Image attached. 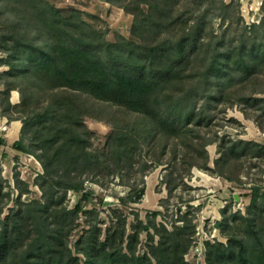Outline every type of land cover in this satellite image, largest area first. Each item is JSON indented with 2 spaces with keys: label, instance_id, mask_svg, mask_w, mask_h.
I'll list each match as a JSON object with an SVG mask.
<instances>
[{
  "label": "trees",
  "instance_id": "16d2710c",
  "mask_svg": "<svg viewBox=\"0 0 264 264\" xmlns=\"http://www.w3.org/2000/svg\"><path fill=\"white\" fill-rule=\"evenodd\" d=\"M101 1L133 16V40L116 35L108 41L82 11L65 15L48 0H0V69H7L0 71V117L22 122L13 147L35 156L43 168L36 181L42 201H22L20 192L15 208L0 220V264H82L78 255L84 264H188L196 235V217L188 212L172 230L154 221L145 225L135 215L130 234L126 220L117 217L119 229L107 230L103 237L96 222L72 249L70 239L83 207H64L68 192L89 199L84 182L102 174V158L106 174L123 179L135 165L136 140L163 151L177 140L175 155L164 168L169 194L194 167L210 172L208 144H218L216 174L228 181H233L226 174L230 162L246 154L243 147L264 150L244 140L229 146L222 138L199 142L192 129L211 118V105L264 113V0L263 16L251 25L241 16V0ZM13 91L20 95L17 105L10 101ZM85 116L107 118L113 127L104 154L92 149L82 124ZM178 145L185 151L186 168L176 164ZM16 183L19 189L21 183ZM133 188L124 205L144 198L145 187ZM252 193L248 216L238 213L247 230L227 234V245L205 242L208 264H264V228L256 230V220L264 215V188L254 186ZM222 215L223 229L228 217ZM143 232L148 234L147 252L140 254Z\"/></svg>",
  "mask_w": 264,
  "mask_h": 264
},
{
  "label": "rangeland",
  "instance_id": "374dc122",
  "mask_svg": "<svg viewBox=\"0 0 264 264\" xmlns=\"http://www.w3.org/2000/svg\"><path fill=\"white\" fill-rule=\"evenodd\" d=\"M48 1L65 15H68L73 9L82 11L89 24L106 33L108 41L114 42L116 35L133 40L131 35L133 16L122 8L101 0ZM226 2L229 3L230 0H226ZM240 3V12L245 23L248 25L258 23L263 16L261 10L263 0H241ZM219 24L220 21L216 20L215 30L218 29ZM0 58H2L1 54ZM6 70L4 67L0 69V71ZM251 88L249 85V89ZM16 93L19 96V102L14 105L21 102L19 93ZM89 101L99 107L104 105L95 99H89ZM208 107L213 110L211 118L202 126H192L193 135L199 142L215 141L222 138L227 146L237 140L264 146L263 111H256L246 106L244 110H242L243 106L227 108L224 105H211ZM106 119L100 120L89 116L82 118V124L89 131L92 149L100 151L101 154L106 152L107 139L113 132V127L107 123ZM136 141L138 145L133 144V148L136 149L135 165L123 179L116 174H106L107 161L102 158L99 161L102 174L84 182V192L89 195V199L83 201L82 192H68L64 207L74 209L80 203L83 207V212L76 221L78 227L72 232L70 239L72 249L84 230H88L89 225L96 222H100L103 237L107 230L119 229L117 217L126 220V231L127 234H130L137 223L135 215H138L145 225L149 221H154L158 224L163 223L172 230L175 221L180 220L179 217L188 212L196 217V235L195 242L186 255V260L188 264H208L205 242H220L227 245L230 233L239 236L247 230L246 223L238 218V213L241 217L246 218L251 206L252 188L254 186L264 188V150L252 151L250 150L251 146L243 147L241 150L246 151V154L230 162L232 168L226 174L233 181H228L216 174L215 161L220 157L218 144L215 142L208 144L206 150L209 156L210 172L194 167L185 180L182 182L177 180L176 186L169 194L163 183L164 179L167 180L165 176L167 172L164 171V168L175 155L174 149L177 140L170 141L167 145L168 149L165 151L162 150V146L148 147L141 144L140 140ZM177 150L176 164L179 168H186L187 164L182 160L185 151L180 145ZM159 162H162L161 165H158ZM198 162L202 164L203 161L198 159ZM41 174H43V168L35 156L11 150L5 152V149L0 152V209H2L0 220L7 217L10 209L15 208V201L20 192L24 193L22 201H42V192L36 182ZM17 179L21 183L19 189L17 188ZM133 187L136 190L145 187L144 198L138 204L124 205L123 201H126V197L129 191L134 189ZM200 205V210H197L196 208ZM88 211H93V213L85 214ZM95 211L99 213L98 218H96ZM152 212H161L162 216L155 218ZM223 213H226L228 217L226 223L228 226L224 225L222 229ZM256 222V230H263L264 215ZM181 224L179 221L175 225ZM151 233L154 234V231L152 230ZM155 238L158 240L157 236ZM147 244L148 234L143 232L138 246L140 254L147 252ZM78 256L84 264L85 258L81 255Z\"/></svg>",
  "mask_w": 264,
  "mask_h": 264
},
{
  "label": "crops",
  "instance_id": "0c3cea01",
  "mask_svg": "<svg viewBox=\"0 0 264 264\" xmlns=\"http://www.w3.org/2000/svg\"><path fill=\"white\" fill-rule=\"evenodd\" d=\"M10 101L12 104L19 102V96L16 92H13ZM21 129V121H9L5 117H0V141L2 142V144H0V152H2L4 149L5 152H9V150L16 151L13 146L20 139Z\"/></svg>",
  "mask_w": 264,
  "mask_h": 264
},
{
  "label": "water",
  "instance_id": "95a60500",
  "mask_svg": "<svg viewBox=\"0 0 264 264\" xmlns=\"http://www.w3.org/2000/svg\"><path fill=\"white\" fill-rule=\"evenodd\" d=\"M15 92H17V91H15Z\"/></svg>",
  "mask_w": 264,
  "mask_h": 264
}]
</instances>
